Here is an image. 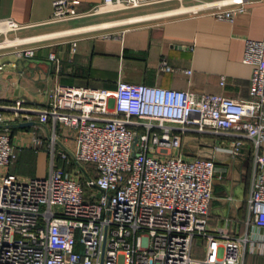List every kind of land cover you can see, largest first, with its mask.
Listing matches in <instances>:
<instances>
[{
	"label": "built area",
	"instance_id": "built-area-1",
	"mask_svg": "<svg viewBox=\"0 0 264 264\" xmlns=\"http://www.w3.org/2000/svg\"><path fill=\"white\" fill-rule=\"evenodd\" d=\"M156 1L101 0L81 11L79 0H52L48 21ZM246 1L193 0L185 10L233 21ZM3 22V31L24 26ZM6 39L0 48L16 44ZM12 51L31 56L35 46ZM242 60L253 65L246 97L118 79L112 89L56 83L43 108H23L20 99L10 104L17 116L37 114L75 131L74 145L59 147L73 170L25 177L11 171L15 149L0 106V264H245L247 251L264 253V34L245 40ZM188 130L231 135L234 154L244 138L252 141L251 234L209 230L216 164L210 156L183 155ZM56 139L54 129L52 155ZM84 162L94 164V174Z\"/></svg>",
	"mask_w": 264,
	"mask_h": 264
},
{
	"label": "crops",
	"instance_id": "crops-1",
	"mask_svg": "<svg viewBox=\"0 0 264 264\" xmlns=\"http://www.w3.org/2000/svg\"><path fill=\"white\" fill-rule=\"evenodd\" d=\"M100 1L79 0L77 8L84 11ZM192 3L161 0L48 21L52 0H0V27L6 26L3 20L12 18L24 25L13 31L42 40L31 44L35 46L31 56H17L13 48L0 50V106L15 149L10 170L25 177L48 174L52 167L75 168L73 161L66 162L59 155L60 145L72 147L75 143L72 128L53 124L52 119L40 122L37 114L25 119L9 108L17 99L23 108L47 106L48 90L56 83L112 89L118 79H123L248 96L253 65L242 56L245 40L264 34V0H247L246 10L233 21L182 9ZM27 120L34 122L20 124ZM54 129L57 139L52 155L48 145ZM215 137L210 132H182L186 158L210 156L216 164L208 228L232 235L251 234L248 197L254 174V145L244 138L241 153L234 154L231 145H217ZM186 145L203 146L197 149ZM84 167L94 174L93 163L84 162ZM244 263L264 264V253L247 251Z\"/></svg>",
	"mask_w": 264,
	"mask_h": 264
},
{
	"label": "rangeland",
	"instance_id": "rangeland-1",
	"mask_svg": "<svg viewBox=\"0 0 264 264\" xmlns=\"http://www.w3.org/2000/svg\"><path fill=\"white\" fill-rule=\"evenodd\" d=\"M178 1V0H176ZM180 1V0H179ZM185 0H181L180 2H184ZM186 4V3H185ZM185 4L183 5L184 8L182 9H186L187 7H185ZM187 6V5H186ZM182 7V5H181ZM65 20V19H63ZM59 21H62V20H59ZM5 28V27H3ZM41 34H44V33H41ZM36 35H40V34H36ZM4 36H6V40H8L9 42L11 43H16V44H12L10 46H6V47H1L0 50H3V49H9V48H13L15 46H26V45H31V44H34V43H39L41 42L42 40L40 38H27V37H31V36H35V35H30V36H26L25 34H18L16 31H13V30H7V31H3L2 33H0V40H2L4 38ZM18 39V40H16ZM212 134H215L216 135V139H214V141H217L216 144L217 145H224V143L227 142V145H230L228 144L229 140H230V136L231 135H227V134H217V133H213V132H210ZM203 145H186L185 147L187 148H191V147H195V148H201ZM206 146V145H204ZM184 150H186L184 148ZM59 207V206H57ZM201 240V238H198V240ZM197 251H195L196 254H202V248L201 246H197Z\"/></svg>",
	"mask_w": 264,
	"mask_h": 264
},
{
	"label": "water",
	"instance_id": "water-1",
	"mask_svg": "<svg viewBox=\"0 0 264 264\" xmlns=\"http://www.w3.org/2000/svg\"><path fill=\"white\" fill-rule=\"evenodd\" d=\"M29 122H34L33 120H27V121H23L20 124H24V123H29Z\"/></svg>",
	"mask_w": 264,
	"mask_h": 264
},
{
	"label": "bare ground",
	"instance_id": "bare-ground-1",
	"mask_svg": "<svg viewBox=\"0 0 264 264\" xmlns=\"http://www.w3.org/2000/svg\"><path fill=\"white\" fill-rule=\"evenodd\" d=\"M1 29L3 28V27H0ZM16 40H18V39H16ZM6 42H8V40H6Z\"/></svg>",
	"mask_w": 264,
	"mask_h": 264
}]
</instances>
